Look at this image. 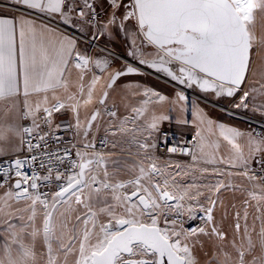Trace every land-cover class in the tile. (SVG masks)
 Returning a JSON list of instances; mask_svg holds the SVG:
<instances>
[{
    "label": "snow or ice",
    "instance_id": "snow-or-ice-1",
    "mask_svg": "<svg viewBox=\"0 0 264 264\" xmlns=\"http://www.w3.org/2000/svg\"><path fill=\"white\" fill-rule=\"evenodd\" d=\"M257 9L264 10V0H0V105L5 115L32 120L30 126L0 127V141L12 133L20 138L21 147L15 151L26 145L29 152L12 158L0 148V189L7 186L0 195V264H69V257H74L72 264H201L196 254L204 249L201 237L221 242L205 264H264V227L258 233L260 255L255 254L247 211L243 234L237 212L235 233L228 241L215 223L216 200L201 191L202 178L225 175L215 167L225 160L199 157L187 147L179 148V153L191 155L190 164L155 154L159 145L149 142L150 130L169 117L153 116L145 129L148 135L128 142L136 148L135 153L127 152L135 157L132 161L115 151H97L95 143L87 142L93 127L99 130L97 121L103 113L112 118L105 129L111 137L124 135L129 120L144 115L145 109L133 108L135 117L121 118L107 107L118 81L142 75L144 69L217 100L243 92L237 108H247L254 94L264 95V83L249 84L256 75L255 37L249 25ZM72 29L87 33L83 49L77 36L69 34ZM121 33L131 43L127 51L131 60L121 58L122 67L115 66L116 54L107 43L100 52L89 54L95 42ZM139 94L133 90V95ZM143 94L161 103L169 100L151 89ZM173 102L187 108L189 97L177 90ZM191 104L197 120L211 126L199 103ZM254 107L264 112V105ZM69 111L75 123L56 124V130L74 128V138L85 142L63 148L61 154L63 140L51 129L54 114ZM217 127L233 152L228 165L240 168L227 175L264 181L251 168L254 162L264 173V131ZM107 135L99 141L105 149ZM245 136L247 156L239 142ZM193 139L195 148L203 140L201 131ZM118 146V141H111L112 149ZM166 147L170 154L178 151ZM72 149L76 159L70 160ZM187 177L193 178L191 182ZM203 187L218 194L231 183L218 180ZM249 196L256 199L257 193ZM201 197L210 206L205 207ZM196 220L204 226L189 224ZM229 245L232 251L227 250Z\"/></svg>",
    "mask_w": 264,
    "mask_h": 264
},
{
    "label": "crops",
    "instance_id": "crops-1",
    "mask_svg": "<svg viewBox=\"0 0 264 264\" xmlns=\"http://www.w3.org/2000/svg\"><path fill=\"white\" fill-rule=\"evenodd\" d=\"M69 34L74 33L69 31ZM87 36V33H84L82 37ZM80 40V48L83 49L87 44L82 39ZM101 45L104 47L105 43H107L108 48L114 52L117 58H115V66L122 67L124 64V59H126L127 51L131 47L130 42H126L123 34L116 35L114 34L112 37H107L100 41ZM101 50V49H100ZM100 50H89V54H96L100 52ZM151 50V49H149ZM128 57V56H127ZM124 58V59H121ZM157 75H161L160 73H155ZM73 78H75V74H73ZM168 78V77H167ZM170 79V78H169ZM131 84L133 86L132 89H128L125 85ZM145 89H151L156 92H159L162 95L169 97V100L165 102H157L155 97L150 98V101H147V96L144 95ZM133 90L138 91L139 95H133ZM175 90L170 84L166 82H161L154 75L142 74V75H129L126 77H122L117 86L111 91L110 97L107 102V106H111L115 111L118 112V116L123 117H131L127 114L129 108H143L145 109L144 115L139 116L138 119L129 120L126 125V128L129 130L124 135L118 137H111L107 135L105 129L109 126V123L106 122L104 117L98 118L97 123L99 124V130H97L96 126L93 127L90 136L88 137L87 142L94 143L96 138L101 135H107L109 140L108 151H115L120 154L122 157L132 161L135 157H128L127 152L131 150L132 153H135L136 148L134 144H129L134 137L138 139H143L144 136L148 135V132L145 131L147 125L152 122L153 116L161 117L167 116L169 119H161L157 121V127L155 130H150L152 135L150 137L151 143L158 142L160 136V131L166 130L171 134L179 137H195L196 132L201 131L203 140L200 142V145L195 147L194 154L202 158H214L217 162H219L222 158L225 160V163L220 164L217 163L215 167L220 168L225 172V175L216 177L215 175L209 176L207 179H201L198 183L201 184V191L204 192V196H211L212 199L216 200V207L214 209V218L215 223L218 227L224 230L228 236H230L231 232L235 233V224L237 223L236 213L240 214L239 224L241 226V234H243L244 226H245V211H247V226L249 231L252 233V239H258V233L262 227H264V199H261L264 196V184L257 181H249L242 176L232 175L228 176V172L236 173L240 171V168L230 167L227 163V160L232 159L233 152L231 150V146L223 140L220 136L219 129L217 125L223 124L226 127H234L242 132H249V125L243 121H233L224 116H221L217 110L214 109H203L204 114L206 115L208 120L212 121L211 126L207 122L201 124L196 116L194 115V109L190 102L191 98L194 99V96L187 95L189 97V104L187 108L183 106V103H174L175 99ZM51 95V94H50ZM153 104V105H152ZM103 110V109H102ZM214 117H213V116ZM81 121H85L86 117L84 111H81ZM60 119H68L72 124L75 123L73 120L72 113L66 112L63 115L54 114V121ZM182 121H187L186 123ZM116 124H119L120 121L116 120ZM11 124H19L22 125V119L17 117L15 114L5 115V109L3 105H0V127L7 128L8 125ZM116 140L119 142V146L117 149H112L111 141ZM77 141L79 144L85 142L82 137H77ZM196 142V141H195ZM243 147L244 153L247 156L250 151V146L248 144L247 136L243 137L239 141ZM197 143V142H196ZM201 146L203 151L201 152ZM20 138L12 133H8L7 140L0 141V148H3L10 156L16 155L22 152H16V149H20ZM121 148L124 149L121 152ZM156 155L160 156L156 151ZM260 155V154H258ZM161 157V156H160ZM163 158V157H162ZM168 160L169 162H178L181 164H190L192 163L191 158H183L180 156H170L167 158H163ZM200 167H212V165H203L200 164ZM257 166L256 163H251V168ZM197 176L200 174L197 172ZM127 178V177H123ZM189 182L193 179L192 177L186 178ZM218 180H222L225 184L231 183V187H226L221 189V191L216 194L214 192H208L203 185L205 184H215ZM258 185V186H254ZM250 192L257 193V198L252 199L249 196ZM248 201V204L245 205V201ZM201 203L205 205V207L210 206L209 202L201 197ZM257 208L260 211H257ZM259 217V219H256ZM254 229V231H253ZM229 233V234H228ZM233 237V235H231ZM39 248H42V244H37V251L39 252ZM72 263L74 257H70Z\"/></svg>",
    "mask_w": 264,
    "mask_h": 264
},
{
    "label": "rangeland",
    "instance_id": "rangeland-1",
    "mask_svg": "<svg viewBox=\"0 0 264 264\" xmlns=\"http://www.w3.org/2000/svg\"><path fill=\"white\" fill-rule=\"evenodd\" d=\"M249 27L251 28V31L255 37L254 47L252 49V60H253V70L256 73L254 77H250L249 84H253L255 87H259V84H256V81H259L260 83H264V77L261 76V72H264V10L261 9L255 10L253 21L249 25ZM115 58L117 57L115 56ZM126 59L131 60V58L127 56ZM144 73L149 75L150 74L154 75L158 80H161V82H166L170 84L175 90H181L186 95H191V96L193 95L194 99L191 98L190 102L197 101L198 103L201 104L202 108L206 110L207 108L217 110L221 116H224L230 120L243 121L246 124L248 123L244 121V118L257 119L264 122V112L260 111L258 107H254V105L255 106L264 105V95L254 94L255 99L250 98L247 101L248 103L247 108H243V107L237 108L235 107V105L241 102L240 97L243 95V92H240L234 98L224 97L217 100L213 95L209 94L205 96V94L203 93L194 92L192 89L185 88L183 85H178L176 82L171 81V79L167 78L163 74L161 75L154 74V70L144 69ZM245 90H248L247 85L245 86ZM197 97H201V99L197 100ZM150 98H151V94L147 95V101H150ZM133 108L134 107H131L128 110H126L127 114L131 117H135L136 115L132 111ZM249 131H250V126H249ZM5 190H7V188L1 189L0 195H2V193ZM230 234L234 235L233 232H231ZM231 235L230 236L227 235L228 241L232 240L233 237ZM200 239L204 242V249L203 250L197 249L196 254L199 257L201 264H205V261L208 260L209 256H211L212 252L215 250V246L221 242L217 241L215 237H213L212 239H209L208 237H201ZM252 240L254 243L257 244V249L255 254L260 255L259 238ZM246 246L247 244L245 242V247ZM41 249L42 248H39V250ZM227 250L232 251L230 245L227 247ZM205 252L208 253V256L204 255ZM220 259H223V257H220ZM69 262H71L70 257H69Z\"/></svg>",
    "mask_w": 264,
    "mask_h": 264
},
{
    "label": "built area",
    "instance_id": "built-area-1",
    "mask_svg": "<svg viewBox=\"0 0 264 264\" xmlns=\"http://www.w3.org/2000/svg\"><path fill=\"white\" fill-rule=\"evenodd\" d=\"M69 31L74 33L79 39H82L83 41H85L88 44V41L86 39H84V37H82V35L80 33H78L76 30L72 29V30H69ZM101 48H103V46L101 45L100 41H97V42L94 43L93 47L90 48V50L91 51L95 50V49H97V50L99 49L100 50ZM107 107L109 109H111V110H114V108L111 107V106H107ZM102 113H103V110H102ZM102 116L104 117V119L108 123H109V120L112 119V118L108 117L106 113H103ZM244 121H246L248 123V125L250 126V131H254L257 134H259L262 131H264V122H262L260 120H257V119H245L244 118ZM31 123H32L31 118H29L27 120L22 119V125L23 126H30ZM61 123L68 124V123H71V122L68 119H60V120H57V121L53 120V127H52L51 131L55 132V134L60 136L62 138V140H63V144L61 146V154H62L63 148H70L72 144H79V143L77 141V137L74 138V132H75L74 128L72 130H67V131L66 130H59V131L56 130L55 125L56 124H61ZM43 131H50V129H48L47 127H44ZM159 136H160V138H159V140L157 142V144L159 145V148H158L157 152L163 158H167V157H170V156H173V155L180 156V157H183V158H191V155H181L179 153V148H181V147H187L190 150H192L193 153L195 151V148L193 147V145L196 144V142L193 139V137H186V138L182 139V138H179V137L171 134L170 132H168L166 130L160 131ZM105 137H106L105 134H101V135H99L96 138L94 143L96 144L97 151H108V146H107V149H105V148H102L100 143H99V141L101 139H104ZM166 145L167 146L176 147L178 149L177 153H172V154L168 153ZM50 146L53 147V148L56 147V145L52 141H50ZM17 155L21 156V158L23 156L29 155L27 146L25 145L22 148V152L21 153L16 154V155H12L11 157L15 158ZM45 159H47V158L45 157ZM68 159H70V160L71 159H76V149H72L71 157H69ZM28 170L30 171V169H28ZM254 171L258 175L264 176V173L260 172V166L258 164L254 168ZM258 181L261 182L262 184H264V181H260V180H258ZM6 188H7V186H6ZM200 215H203V214L200 213ZM189 224L204 226V222L201 221V220L191 221V222H189Z\"/></svg>",
    "mask_w": 264,
    "mask_h": 264
}]
</instances>
